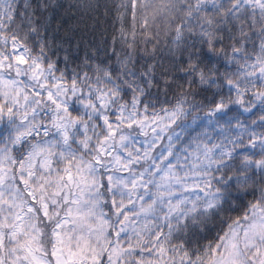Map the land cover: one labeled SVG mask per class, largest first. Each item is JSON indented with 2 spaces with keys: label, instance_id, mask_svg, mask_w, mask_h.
Returning a JSON list of instances; mask_svg holds the SVG:
<instances>
[{
  "label": "snow or ice",
  "instance_id": "obj_1",
  "mask_svg": "<svg viewBox=\"0 0 264 264\" xmlns=\"http://www.w3.org/2000/svg\"><path fill=\"white\" fill-rule=\"evenodd\" d=\"M50 7L0 0V264H264V0L88 4L62 59Z\"/></svg>",
  "mask_w": 264,
  "mask_h": 264
},
{
  "label": "clouds",
  "instance_id": "obj_2",
  "mask_svg": "<svg viewBox=\"0 0 264 264\" xmlns=\"http://www.w3.org/2000/svg\"><path fill=\"white\" fill-rule=\"evenodd\" d=\"M52 5L50 7L46 16L54 17L56 20L60 21V31L62 33L67 30V37H69V43L78 38V35L84 29V25L80 23V18L85 15H94L91 10L86 8V5L102 3V0H39V4L49 3ZM102 12V9H101ZM91 24V21H89ZM89 31L92 30V27L88 28ZM102 32V30H101ZM101 32H97L100 35ZM102 39V36L100 37ZM95 45L84 43V48ZM71 51V49H70Z\"/></svg>",
  "mask_w": 264,
  "mask_h": 264
},
{
  "label": "trees",
  "instance_id": "obj_3",
  "mask_svg": "<svg viewBox=\"0 0 264 264\" xmlns=\"http://www.w3.org/2000/svg\"><path fill=\"white\" fill-rule=\"evenodd\" d=\"M26 2L32 5H39V0H16V3L21 10H23V5ZM46 21L50 23L51 27L46 29L45 36H48L50 34L54 42L58 39L62 41L63 48H61V59L65 48L69 50L73 57H75L77 54L83 56L85 50V42H87L88 44H92L94 42L95 45H99L101 40L103 39L102 32L100 33V35H98L96 31H89L88 28L84 26V29L79 33L78 38L69 43L70 38L63 35V33L60 31V21L51 16H46ZM101 36L102 39L100 38ZM55 50L56 49L54 48L53 52H55Z\"/></svg>",
  "mask_w": 264,
  "mask_h": 264
}]
</instances>
